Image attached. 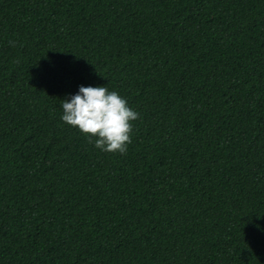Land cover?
Masks as SVG:
<instances>
[{
    "label": "trees",
    "instance_id": "trees-1",
    "mask_svg": "<svg viewBox=\"0 0 264 264\" xmlns=\"http://www.w3.org/2000/svg\"><path fill=\"white\" fill-rule=\"evenodd\" d=\"M80 85L124 154L61 121ZM0 264H264V0H0Z\"/></svg>",
    "mask_w": 264,
    "mask_h": 264
},
{
    "label": "clouds",
    "instance_id": "clouds-1",
    "mask_svg": "<svg viewBox=\"0 0 264 264\" xmlns=\"http://www.w3.org/2000/svg\"><path fill=\"white\" fill-rule=\"evenodd\" d=\"M62 122L75 127L102 152L124 154L131 142L132 121L138 112L117 91L104 86H78L61 99Z\"/></svg>",
    "mask_w": 264,
    "mask_h": 264
}]
</instances>
